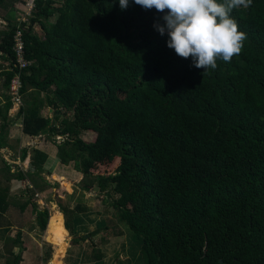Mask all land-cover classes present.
I'll list each match as a JSON object with an SVG mask.
<instances>
[{
  "label": "trees",
  "instance_id": "obj_1",
  "mask_svg": "<svg viewBox=\"0 0 264 264\" xmlns=\"http://www.w3.org/2000/svg\"><path fill=\"white\" fill-rule=\"evenodd\" d=\"M17 1L0 0V8L9 6L0 29V60L8 66L0 77L9 89L20 75L23 132L61 134V143L73 133L58 158L84 175V191L114 187L120 197L108 194L109 203L139 237L145 264H264V0L232 10L247 35L242 52L205 72L167 47V32L154 27L165 24L166 12L134 0L126 9L119 0H37L28 21H19ZM18 29L31 61L23 68L13 50ZM4 99L0 150L12 106L9 94ZM47 105L53 116L43 114ZM90 130L92 142L82 137ZM34 151L30 175L40 183L49 156ZM29 153L23 149L20 161ZM117 158L115 173L93 172ZM4 190L0 213L12 204ZM29 204H18L20 211ZM33 207L40 229L50 230V210ZM86 210L62 207L72 234L76 213ZM12 242L24 250L21 232ZM10 254L8 264H19L20 255Z\"/></svg>",
  "mask_w": 264,
  "mask_h": 264
},
{
  "label": "rangeland",
  "instance_id": "obj_2",
  "mask_svg": "<svg viewBox=\"0 0 264 264\" xmlns=\"http://www.w3.org/2000/svg\"><path fill=\"white\" fill-rule=\"evenodd\" d=\"M7 7L9 8V6ZM7 7L0 9V28H4L6 25L3 16L8 11ZM17 7L20 8V5L15 2L14 8L19 14L20 10H17ZM36 29L38 32H42L39 26ZM2 84L0 82L1 103L5 101V96L10 95L11 92L9 89H5ZM19 107L12 101V106L8 111L10 122L6 129L9 146L0 150V187L5 189L4 193H6L8 201L12 203L5 212L0 213V264H8V261L13 259L10 252L20 255L19 264H55L60 261L63 262L62 264H145L140 253L141 241L139 237L134 235L135 233L127 223L118 220L117 210L109 203L108 194H111L112 201L120 197L115 193L114 187H109L106 192H100L97 188L86 192L82 189L84 175L75 168V164L64 165L58 159L59 146L66 143L68 139H72L73 133H69L70 135L64 143H61V134H43L36 137L24 134L22 117L17 114ZM43 114L53 115V107L47 105L43 108ZM68 116L72 117V113L70 112ZM24 135L26 139L29 137V142L24 141ZM96 136L97 133L92 130L82 133V137L88 142L95 140ZM25 146L43 151L49 156L44 165V169L48 170L41 173L44 179L40 183H38L39 176L32 178L34 175H30L35 170L31 162L35 151L30 149L31 154L26 158L30 159L24 162L20 161ZM2 160L11 166L10 173L7 172ZM119 164L120 158H117L113 163L99 164L93 169V172L96 175L113 174ZM20 171L28 176L27 179L18 180ZM9 174V179H7ZM65 181L70 184L65 186ZM33 190L37 192L34 193ZM26 202H30L27 210L20 211L19 205ZM33 203L38 204L41 210H50V218L53 216L51 225L55 228L53 235L55 241L60 236L58 231L60 232L61 228L67 229L62 207L70 210L76 209L78 205L86 207L85 212L75 215L81 219L80 226L77 227V235L66 230L64 237L67 249H65L64 256L56 254V242L51 243L47 240L48 227L45 231L40 229ZM75 223L74 226H76ZM60 225L61 227H57ZM106 226L108 227L106 228ZM96 230H99V233L91 235ZM18 232H21L22 247H24L22 251H19L12 242ZM81 236H85L86 240L74 241L75 238ZM99 254L101 255L100 259L97 258Z\"/></svg>",
  "mask_w": 264,
  "mask_h": 264
},
{
  "label": "clouds",
  "instance_id": "obj_3",
  "mask_svg": "<svg viewBox=\"0 0 264 264\" xmlns=\"http://www.w3.org/2000/svg\"><path fill=\"white\" fill-rule=\"evenodd\" d=\"M134 3L146 10L166 12L165 24L157 23L154 27L162 36L167 32V47L181 58H191L195 68L204 72L215 70L218 60L230 62L242 52L247 35L239 30L230 13L233 9L250 7L252 0H134ZM119 5L126 9L129 0H119ZM16 15L19 20V14Z\"/></svg>",
  "mask_w": 264,
  "mask_h": 264
},
{
  "label": "built area",
  "instance_id": "obj_4",
  "mask_svg": "<svg viewBox=\"0 0 264 264\" xmlns=\"http://www.w3.org/2000/svg\"><path fill=\"white\" fill-rule=\"evenodd\" d=\"M36 1L37 0H22L19 2L20 8L17 7L20 10L18 17L19 21L27 20V17L32 13V10L35 9ZM21 35L22 31L21 29H18L14 35L15 43L13 46V50L15 53L16 64L20 68H23L25 66H28L31 61L27 60L25 57L24 42ZM21 87L22 81L20 75L19 73H16L10 81L9 90L11 91L10 97H12V101L14 103H17L19 106L22 104V98L20 94Z\"/></svg>",
  "mask_w": 264,
  "mask_h": 264
},
{
  "label": "crops",
  "instance_id": "obj_5",
  "mask_svg": "<svg viewBox=\"0 0 264 264\" xmlns=\"http://www.w3.org/2000/svg\"><path fill=\"white\" fill-rule=\"evenodd\" d=\"M16 3H19V1H17ZM2 8V7H1ZM0 8V9H1ZM16 14H17V11H16ZM1 29V28H0ZM0 62H1V64H0V71L2 70V69H5L4 67L8 64L7 63V61H5L4 59H1L0 60ZM3 80H4V77L2 76V77H0V82L1 83H3ZM2 86H3V84H2ZM3 103H1V101H0V105H2ZM53 113H54V108H53ZM47 116H53V115H47ZM24 133V132H23ZM24 134H26V133H24ZM27 135H30V134H27ZM30 136H34V137H36V136H38V135H30ZM23 140V139H22ZM24 141L25 142H29V137H27V139H26V137H25V135H24ZM9 142L7 141V147L6 148H8V146H9V144H8ZM27 145H30V144H27ZM25 148H29V146H25L24 147V149ZM4 149V148H3ZM29 149H32V148H29ZM38 149H39V146H38ZM41 149V148H40ZM32 150H34V149H32ZM31 152V151H30ZM29 154H31V153H29ZM30 159V158H29ZM29 159H25L24 161H26V160H29ZM49 159V158H48ZM51 159V158H50ZM59 159V158H58ZM23 161V162H24ZM57 161V160H56ZM32 162V161H31ZM47 163V162H46ZM47 170L48 169H46V172H47ZM53 217V216H52ZM55 224V223H54ZM60 224H61V222H60ZM55 225H57V224H55ZM57 227H61V225L60 226H57ZM54 227L52 226L51 227V229H50V231L48 230L47 231V240L49 241V242H51V243H53V242H56L55 244H56V249H57V252H56V254H60V255H63L64 256V254H65V252H66V250L65 249H67V248H65L66 246H65V240H66V238L64 237V235L66 236V229H64V231H65V234L64 235H61L60 234V232L58 231V234L60 235V236H58L57 237V239L59 240H53V235H54ZM63 237H64V239H63ZM63 262H58V263H55V264H62ZM53 264V263H52Z\"/></svg>",
  "mask_w": 264,
  "mask_h": 264
},
{
  "label": "bare ground",
  "instance_id": "obj_6",
  "mask_svg": "<svg viewBox=\"0 0 264 264\" xmlns=\"http://www.w3.org/2000/svg\"><path fill=\"white\" fill-rule=\"evenodd\" d=\"M61 138H63V137L61 136ZM56 223H57V222H56ZM57 230H58V229H57ZM66 230H67V229H66ZM60 234H61V235H64V234H65V231H64L63 228L60 229ZM64 236H65V235H64Z\"/></svg>",
  "mask_w": 264,
  "mask_h": 264
}]
</instances>
